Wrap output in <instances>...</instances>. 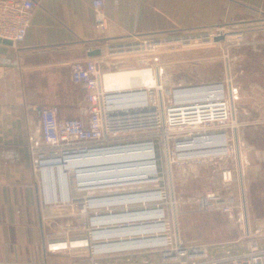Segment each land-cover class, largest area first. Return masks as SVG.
<instances>
[{
  "label": "crops",
  "instance_id": "obj_1",
  "mask_svg": "<svg viewBox=\"0 0 264 264\" xmlns=\"http://www.w3.org/2000/svg\"><path fill=\"white\" fill-rule=\"evenodd\" d=\"M33 1L39 6L25 41L11 47L0 44V264L65 260L51 257L45 247L41 212L47 209L42 204L40 174L33 164L28 134L40 127L46 111L56 110L59 123L87 121L85 93L73 80L74 62L89 60L91 50L110 53L138 39L220 25L229 33L240 30V36L247 34V39L254 34L256 40L264 37V0H103L106 29L96 23L92 7L96 0ZM258 25L262 29L252 28ZM245 52L239 69L249 75L254 63L250 51ZM118 85L116 81L113 87ZM261 99L264 102V91ZM238 139L244 147L241 161L253 164L255 174L264 176L260 160L264 159V144H257L254 155L246 160V141L240 132ZM118 262L98 260L99 264Z\"/></svg>",
  "mask_w": 264,
  "mask_h": 264
},
{
  "label": "built area",
  "instance_id": "obj_2",
  "mask_svg": "<svg viewBox=\"0 0 264 264\" xmlns=\"http://www.w3.org/2000/svg\"><path fill=\"white\" fill-rule=\"evenodd\" d=\"M39 6V3L33 0H0V39L11 42L14 46L22 44L27 36V32L31 27V20L35 9ZM93 10L95 11L96 23L102 28L106 29L108 26V20L104 11L105 3L103 0H96L92 3ZM229 34V33H227ZM225 35L221 30L218 31L214 39L218 36ZM203 39H208L211 35L203 36ZM200 37H180L164 38V39H138L135 43L120 47L113 48L110 53L102 51V56L99 58H90L87 61H77L73 63V80L74 83L80 86L84 93L86 103L88 105V118L87 121L83 120H67L63 123H59L56 118L57 111L45 112L42 116L41 125L39 128H33L29 131L28 139L33 156V164L37 172L44 177V171L46 169L45 163L47 161H53L56 159L82 158L81 155L87 154L88 151H100L104 149H114L117 147L127 146L132 143L130 133L133 130H129V125L123 126L122 130H117L114 126V115L119 113L115 112L112 106L117 103V98L126 96L123 98V102L129 101V108L125 111H136L132 106L135 103L134 100H138V97L144 92L148 97L149 94L156 96V93L165 91V85L168 84V73L171 67H163L162 63L151 65L143 63L141 66H136L134 70L128 71L130 74L126 76L128 78L126 83H121V79L118 80L119 85L113 87L106 83L105 78L113 71L106 70L101 65V61L104 56L111 57H127L137 56L144 60V58H150L156 56H173L179 53H183L186 50H191L199 43ZM213 39V41H214ZM182 54H179V56ZM154 69V72L152 71ZM131 79L150 81L153 85H146L144 87L133 88L130 85ZM232 77L228 74L226 79L218 82H194L183 84L178 81L177 85L173 86L169 93L177 90H185L190 88H203L217 90L222 88L226 94L221 99L218 97H211L207 102V110L202 111L201 118L188 117V122H180L178 120L173 121L170 116L172 108L168 107V114L164 111V107L158 103L152 104L156 108V126L147 129H140L141 131H148L151 135V141H138L136 143H151L150 150L154 158V167L156 173V180L152 181V184L159 185L165 181L168 182L170 189V196L173 198L175 205L185 204L187 202H198L201 210L206 211L213 205H226V201L233 203L234 200H240V197L236 193V188L240 183L239 178V149L237 141H239L240 123H238V115L240 116L241 110L237 108V105H241L243 101L236 98L232 92ZM183 85H180V84ZM163 87L160 91L158 88ZM151 96V97H152ZM161 104V103H160ZM193 107V106H191ZM190 107V108H191ZM177 109L176 112L181 113L183 118H187L184 110L185 107H173ZM124 112V111H123ZM192 109L189 110V113ZM163 117V119H161ZM221 139L226 140V143L215 148V150H209L205 157H196L195 150L190 149L196 142H211L212 140ZM235 140V144H234ZM149 150V151H150ZM226 155L229 157V162H219L220 156ZM199 158H211L214 159V182L208 188L198 187L196 179L200 178V174H204L203 168H199L194 175L191 176V183L188 188L183 186L189 184L187 173H189V164L187 160ZM264 162V159H260ZM215 161L217 163H215ZM186 172V174H184ZM72 174V175H71ZM68 178L72 180L74 175L76 179L69 182L67 180L66 190L69 195L68 201H61L57 199L56 202L45 200V195L41 191V197L45 206H52L58 204L71 203L77 201V196L89 194L91 192H103L97 198L104 200V198L113 197L109 193L120 188H97L96 190H89L87 188H80L78 179L80 178L79 172H72ZM74 174V175H73ZM72 176V177H71ZM238 176V180H237ZM72 178V179H71ZM236 179V180H235ZM173 180L179 181L180 187L177 190H172ZM213 180V179H212ZM54 181L57 184L56 192L62 189L61 179L54 175ZM147 185V184H145ZM71 186V191H70ZM130 187V186H125ZM185 188V189H184ZM70 191V192H69ZM165 196V193L161 190H153ZM148 194V192H141L137 194ZM130 194L118 195L125 196ZM243 195V194H242ZM58 196V195H57ZM76 196V197H75ZM74 197V198H73ZM92 198L89 200L91 201ZM166 200V196H165ZM87 202V204L90 202ZM244 202V200H243ZM150 204V205H148ZM144 205L143 210L149 211L151 208L155 211H163L164 208L161 205H153L148 203ZM118 208V207H116ZM113 208V209H116ZM95 210L103 211L105 208H92ZM107 210V209H106ZM111 215L112 209L107 210ZM131 212V211H130ZM96 215L100 214L98 211ZM128 213V212H126ZM164 214V213H163ZM164 224L166 220V208L165 216H163ZM94 228V226H92ZM104 227V226H101ZM100 228V227H99ZM101 230H104L102 228ZM168 225L167 231L163 234L166 236V243L161 246H150L148 248H141L135 246L131 249H124L118 251H105L101 249L99 252H93L91 254L95 257L93 264H99V259H117L118 264H264V238L249 236L245 240L244 247L238 253L227 254L223 257H216L207 259L206 252L199 248L184 247L177 237H169ZM94 241V239H93ZM96 245L104 247L109 241L102 239ZM107 247V246H106ZM52 251V250H51ZM80 256V255H78ZM77 256V257H78ZM141 257V259H138ZM80 260V258L78 259Z\"/></svg>",
  "mask_w": 264,
  "mask_h": 264
},
{
  "label": "rangeland",
  "instance_id": "obj_3",
  "mask_svg": "<svg viewBox=\"0 0 264 264\" xmlns=\"http://www.w3.org/2000/svg\"><path fill=\"white\" fill-rule=\"evenodd\" d=\"M225 28L226 27L223 25H220L213 29H201L199 31H195L194 33L182 32L178 34L149 38L177 39L180 37L190 36L200 37L198 45L192 47L191 50H186L185 53H179L182 54L180 56L179 54L173 56L154 55L150 58H144L145 61H143V63L156 65L164 61L172 62L178 60L176 61L177 63L180 62L181 59H187L190 57L196 58L193 60H203L204 57L213 58V60L208 62L172 66V68L167 70L168 84L165 85V90L167 89L170 91L173 86L177 85L175 84L176 81L185 79L187 83H189L188 81L206 82L208 80L211 82H218L224 80V78L226 79V75L229 74L233 79V95H236L238 99L243 101L241 102V105H237V108L241 110L240 116L238 115L237 125L240 123V134L246 141L245 153L247 155L246 160H248L250 155H254L257 144H264V102L263 99H261L264 91V37L259 36L261 38L256 40V37L254 38V34L250 39H247V34H245L239 41H234L235 43L233 46H230V48H228L229 51L225 54L223 47H221V49L216 48V46L220 45V43H214L213 41L218 31L221 30L225 33V35L229 33ZM252 28H257V30H259L262 29V25L254 26ZM233 31L239 32L237 34L242 33L240 30L234 29ZM206 35H211L209 38L210 41H207L208 39H203V36ZM251 39L255 42L247 44L251 41ZM211 47L215 48L214 50H211L212 52H201V49ZM246 49L250 51L249 53L251 54V59H253L254 63L249 70V75H247L246 70L242 72L239 69L242 59H246ZM194 50H197L199 53L196 54V51L193 52ZM140 57L142 56L140 55ZM118 58L124 57L120 56ZM115 59H117V57L107 58L104 56L101 61V65H103L106 70L108 69L113 71L114 68L116 69L122 64H133L137 61L128 60L126 62H119ZM143 63H137V66H141ZM152 71L154 72V69H152ZM119 77V73H111L105 78V80L109 85L115 86ZM261 83L263 86L259 85ZM180 85L183 84L181 83ZM169 91L156 93L157 95L155 97L157 99L159 98V102L164 107V111L167 112V114L171 109L168 111V106H166L163 100L169 98L167 97L169 95ZM244 95H248L250 97L249 100H246ZM130 137L133 141L132 143H136L138 141H151L150 133L148 131H141L140 129L133 130L130 133ZM215 163L217 162L215 161ZM242 164L243 171H245V173L243 174L241 169H239L240 183L238 184V188H236V193L238 192L237 194L240 196L239 198L242 199V201L240 200L242 202L241 206L235 207L233 203H228V201H226V205H213L208 210L203 211L201 210L198 202H187L185 204L179 203L178 205H175L173 203L174 201L172 196H170V189L167 181L160 183L159 185H137L124 187L110 191L109 193L114 195H124L161 189L166 195L165 222L169 225L167 235L171 238L177 237L184 247H197L200 250H204L208 260L211 258L223 257L229 253L234 254L241 251L244 247L245 240L249 236L257 238L264 237V176H258L255 174L254 170L256 166L253 164L245 163L244 160L242 161ZM205 166L206 171L209 173L206 175V171L204 167H202L204 174L201 173L200 178L196 179V182L198 183L197 186L202 188H208L214 182V166L212 167L211 164H207ZM245 169L249 171L248 174ZM191 175L194 174H192L189 170L187 175L189 184L183 185L187 186L185 188L192 185L190 184ZM194 176L198 177L199 175L196 174ZM172 185L173 191L180 187L179 181L173 180ZM102 193L103 192H91L86 195L75 196L77 198V201L75 202L72 201L71 203H61L52 206H45L41 198L42 204L45 209H47L41 212L42 229L45 238L46 250L51 257H60L65 259L64 261L57 260L58 262H55V264H93L92 261L95 259L93 255H80L77 257L72 253L76 250L83 249L81 248V244L84 243V237L82 234L87 233L90 236L92 235V232H94L93 230L96 229L91 225V217H94L96 215L95 212L99 210L88 209L89 214L84 216L81 213V209L86 206L85 204L91 198L95 199ZM152 204L159 205L157 203ZM140 208H144V205L137 204L135 206H131L130 210H137ZM64 235L68 237L65 241V243L69 245L68 248H51L52 246H55L54 243L57 242H51V238ZM88 241L89 250H92L98 243L90 238ZM90 253L93 252L91 251ZM79 258L80 260H78ZM138 259H141V257H138Z\"/></svg>",
  "mask_w": 264,
  "mask_h": 264
},
{
  "label": "bare ground",
  "instance_id": "obj_4",
  "mask_svg": "<svg viewBox=\"0 0 264 264\" xmlns=\"http://www.w3.org/2000/svg\"><path fill=\"white\" fill-rule=\"evenodd\" d=\"M240 35V34H239ZM226 36V35H225ZM238 37V35L236 36ZM236 37L227 39L225 42H221L220 45L216 46L217 49L224 48L225 54H227L228 46L235 41ZM242 36H239V39ZM229 44V45H228ZM215 48H203L201 52L208 53L212 52ZM188 51V50H187ZM196 54L199 52L197 50ZM223 52V53H224ZM185 53V52H184ZM196 58H187L181 59L180 62L175 61H164L161 62L163 67H171L175 65H185V64H193V63H200V62H208L213 60V58L204 57L203 60H193ZM116 61L126 62L128 60H137V63L143 62L140 57L137 56H127L124 58H117ZM182 60H189V61H182ZM133 64H122L116 69H113L112 73H119L121 79V83H126L128 78L126 76L130 74L129 72L134 70L137 66V63ZM129 71V72H128ZM130 85L133 88L144 87L146 85H153L150 81L146 80H138V79H131ZM185 81V79H184ZM186 82V81H185ZM207 82V81H206ZM119 83V82H118ZM187 83V82H186ZM183 83V84H186ZM158 90L162 91L163 87L158 88ZM165 91H168L167 89ZM151 94V93H150ZM147 97L146 94L143 92L139 97L138 100H134V106H132L136 111H125L129 108L130 104L128 102H123V98L126 96H122L121 98H117V103H115L112 108L115 112H119L114 115L115 121L114 126L117 130H122L123 126L129 125V130H138V129H147L150 130L151 128L156 126V108L152 106V104L158 103L159 105V98H155L154 96L150 95ZM226 94L222 88L217 90L210 89L207 87L203 88H190L185 89L183 91L177 90L172 93H169L166 100L163 102L166 106L172 108V113H170L171 118L173 121L178 120L177 116L180 118L179 121L188 122L190 119L188 117H203L200 114L202 111L207 110V102L211 97L221 99L223 95ZM152 96V97H151ZM237 98V96H236ZM193 106V107H191ZM173 107H185L182 110L187 114V118H183L184 116H179L181 113L176 112L177 109ZM191 107V108H190ZM192 109V112L189 113V110ZM124 111V112H123ZM163 119V117H161ZM164 120V119H163ZM146 143V142H145ZM226 143V140L216 139L212 140L211 142H196L192 147H189L192 150L196 151V157H205L209 150H215V148L219 147L220 145ZM143 144V145H142ZM235 144V140H234ZM238 149H239V162L241 161V157L243 155V149L241 142L237 141ZM150 150V147L144 146V143H134L127 145L125 150L120 151H113V149H104L95 152L96 154H88L87 152L85 157L82 158H73L67 159V161H63L62 159H56L53 161H47L45 163L46 169L44 171V177L40 175V184H41V191L45 195V200L56 202L57 199L65 202L68 201L69 195L66 190V183L67 180L69 185L71 181L76 179L77 176L74 174V178L70 180L68 178L72 172L77 173L79 172L80 178L78 179V184L80 188H87L89 190H96L97 188H120L125 186H137V185H157L152 184L153 180H156V173L154 167V158L153 154ZM95 151V150H92ZM192 160H187L189 164V170L191 173H196L199 168L204 167L205 165L211 164L213 167L214 164L212 161L214 159L211 158H199ZM219 162H229V157L226 155L220 156L218 159ZM239 168H243V164L239 165ZM206 171V169H205ZM209 172L206 171V175ZM186 174V172L184 173ZM188 174V173H187ZM54 175L57 178L61 179L62 189L56 192L57 184L54 181ZM72 175V174H71ZM193 176V175H191ZM72 177V176H71ZM243 177V176H242ZM213 179V178H212ZM243 187V184H242ZM71 191V186H70ZM69 191V192H70ZM58 195V196H57ZM113 197L104 198V200H97L92 199L89 201L90 203L87 204V207H82L81 213L85 216L88 213V209L92 208H105L103 211H98L100 214H110L107 210H111L113 214H124L126 212L132 211H141L143 208L137 210H130L131 206H135L137 204H148V203H157L161 205L164 210L163 211H155L154 209H150L152 211L147 213L144 216H137L132 215L125 218L119 219H109V220H101V215L97 216V221L93 222L95 230L92 232V235H88L87 233L82 234L84 237V243L81 244L82 250H76L72 254L74 256L78 255H89L90 252H99L101 249L105 251H117L118 248H108L106 246L114 243H124V242H132V241H140L139 245L141 248H148L150 246H161L166 243V236L163 234L167 231V224L163 222V216H165V196L162 197L159 193L149 191L148 194H130L125 196H118L111 194ZM239 198V197H238ZM240 199V198H239ZM242 201V199H240ZM240 200H234V206H241ZM117 209H113L116 208ZM245 208V207H244ZM107 209V210H106ZM246 212V211H245ZM164 213V214H163ZM93 218V217H91ZM104 226V227H101ZM169 226V225H168ZM100 227V228H99ZM104 228V230H101ZM169 228V227H168ZM89 238L91 240L94 239L95 242H98L102 239L109 241L110 243L105 244L104 247H100L98 245L94 246L92 250L88 249ZM68 239L67 236H59L51 238V242L54 243L55 246H52L53 249H61V248H68L69 245L65 243ZM100 244V242H98ZM53 245V244H52ZM75 245V244H74ZM101 245V244H100ZM135 246V245H134ZM122 249V248H121ZM95 254V253H91Z\"/></svg>",
  "mask_w": 264,
  "mask_h": 264
},
{
  "label": "water",
  "instance_id": "obj_5",
  "mask_svg": "<svg viewBox=\"0 0 264 264\" xmlns=\"http://www.w3.org/2000/svg\"><path fill=\"white\" fill-rule=\"evenodd\" d=\"M238 34L237 33H229L227 34L226 36L225 35H221V36H218L214 39V43H221V42H225L227 39H231L233 37H236ZM0 44H3V45H6V46H13V44L9 41H5V40H1L0 39ZM102 56V51L100 49H97V50H91L89 52V57L90 58H99ZM143 145V144H142ZM144 146H147V147H151V143H144ZM127 148V146H123V147H117V148H114L113 151H120V150H125ZM95 152L97 151H89L88 154H96ZM85 155H81V157H85ZM152 211H132V212H128V213H124V214H111V215H103L102 218H100L101 220H109V219H119V218H125V217H129V216H132V215H137V216H144L146 215L147 213H150ZM97 216L96 217H93L91 218V225L94 226L93 222L97 221ZM140 244V241H132V242H124V243H114V244H110L108 245L107 247L108 248H118V250H124V249H131V248H134L136 245H139ZM135 245V246H134ZM122 248V249H121Z\"/></svg>",
  "mask_w": 264,
  "mask_h": 264
}]
</instances>
